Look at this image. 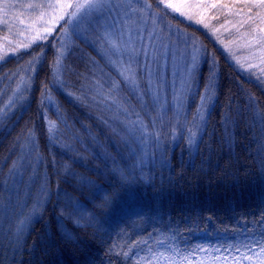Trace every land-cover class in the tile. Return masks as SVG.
Listing matches in <instances>:
<instances>
[{"label": "trees", "instance_id": "obj_1", "mask_svg": "<svg viewBox=\"0 0 264 264\" xmlns=\"http://www.w3.org/2000/svg\"><path fill=\"white\" fill-rule=\"evenodd\" d=\"M128 1L198 51L177 120L140 71L124 82L92 24L30 35L43 0H0V264H183L202 248L264 262V79L211 34L264 44V4L176 0L186 19Z\"/></svg>", "mask_w": 264, "mask_h": 264}, {"label": "rangeland", "instance_id": "obj_2", "mask_svg": "<svg viewBox=\"0 0 264 264\" xmlns=\"http://www.w3.org/2000/svg\"><path fill=\"white\" fill-rule=\"evenodd\" d=\"M176 2V0H171L169 6H174ZM43 3L46 7L44 8L45 21L44 23L38 22L36 27L32 25L31 30L29 27L30 31L28 33L30 35L36 31L37 26L43 28L45 32H48L49 29L52 30L67 15L69 16L65 26V31H68L67 34L78 35L85 31L83 29L87 30L90 28L89 25L92 24L91 26L97 30L101 38L100 45L104 53L109 58V61L116 66L117 70H121V66H127L131 63L132 68L135 70V80H137V71H140V76H145L146 82L148 79L154 95L162 101V111L174 116L175 120L179 118L182 95L193 70V64L196 66L198 60V51L191 43H185L177 36H172L164 31L157 25L155 17L151 13H148L143 6L134 4L133 1L101 0L102 7L92 9L83 16L77 13L75 18L71 17V13L76 11V6L74 5L73 11H68L72 2L69 3L67 0H43ZM130 7L142 8L143 11L132 12ZM186 9L187 6L182 5L179 1L173 8L181 17L186 16L188 11ZM185 18L187 19V17ZM224 30L221 28L211 29V34L239 67L251 71L254 75H259L260 78L264 79L263 37L254 35L247 43L241 46L234 41L223 42L220 36ZM106 33L117 41L120 45L119 50H115L110 46L105 39ZM258 43H261V46H258ZM244 50L245 53L242 54ZM193 57H195V61ZM202 98L197 110V117L200 119L204 116L209 97L207 98V95H204ZM22 208L19 209L21 214L24 211L27 214L31 213L26 209L23 211ZM200 252L195 261H188L183 264H214L210 253L203 254V252H206L205 248H202ZM160 253L163 258L175 262L173 254L165 256L163 252ZM192 256V253L188 254L189 258ZM188 257L182 256V258ZM262 258L263 255L260 253L247 255L240 264H264Z\"/></svg>", "mask_w": 264, "mask_h": 264}, {"label": "snow or ice", "instance_id": "obj_3", "mask_svg": "<svg viewBox=\"0 0 264 264\" xmlns=\"http://www.w3.org/2000/svg\"><path fill=\"white\" fill-rule=\"evenodd\" d=\"M261 4H264V0H260ZM102 7L101 0H83L82 3H78L76 5V11L71 13V17L75 18L77 17V13H80L81 16L86 15L89 11L92 9ZM147 7H150V5H147ZM130 11L136 12V11H143V9H136V8H131ZM71 22V21H70ZM50 31V29H49ZM105 39L108 41L110 46L115 49L119 50L120 45L117 43L116 40H113L110 36V34L106 33L105 34ZM133 51H135L133 49ZM193 60L195 61V57H193ZM195 67V64H193V68ZM120 76L123 77L124 82L128 83L130 86L135 87L136 81H135V70L132 68L131 63H129L127 66H121V70H119ZM118 87V85H113V88ZM203 99V98H202ZM192 137H195V133L191 134ZM264 251V249H262Z\"/></svg>", "mask_w": 264, "mask_h": 264}]
</instances>
